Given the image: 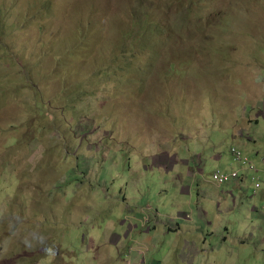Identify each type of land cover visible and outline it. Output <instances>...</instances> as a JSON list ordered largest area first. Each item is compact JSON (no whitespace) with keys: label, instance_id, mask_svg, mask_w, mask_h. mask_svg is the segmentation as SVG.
I'll return each instance as SVG.
<instances>
[{"label":"rangeland","instance_id":"rangeland-1","mask_svg":"<svg viewBox=\"0 0 264 264\" xmlns=\"http://www.w3.org/2000/svg\"><path fill=\"white\" fill-rule=\"evenodd\" d=\"M258 72L264 0H0V264H264L252 172L202 260L165 230L199 195L173 167L194 144L195 171L230 167L223 127L264 105Z\"/></svg>","mask_w":264,"mask_h":264},{"label":"crops","instance_id":"crops-1","mask_svg":"<svg viewBox=\"0 0 264 264\" xmlns=\"http://www.w3.org/2000/svg\"><path fill=\"white\" fill-rule=\"evenodd\" d=\"M263 84L264 77L262 76V72L255 73L256 88L258 86V89L262 90V92H264ZM261 102L262 101L258 100L254 103L252 112L247 113V111H245L238 114L234 113L231 116L232 118H229L230 124L223 127V133L225 135L228 134L227 138L229 142L232 143V147H234L235 143H238L239 148H243L245 154L241 150L240 151L246 156V158H249L257 166V173L249 171L246 166L235 161L232 155L229 156V158L232 160L230 167L227 168L225 166L226 168L222 170V172L229 173L232 171H238L239 176L232 179L224 186H218L213 181V179L211 180L210 178H206L203 175V169L197 168V171H195L193 165L190 164V161L187 158L193 157L198 159L200 162L199 165H201L202 162L200 159L205 156V153L203 152L202 156V151L204 149L200 144H194L193 151H190L188 155H186V158H181V162L176 163V165L173 167L175 172L172 174L173 177L170 179V182L176 188H182L181 195H185V193L192 195V193L187 192L188 189H196L199 192V195L197 196L196 200L193 196H190L192 201H188L189 203H187V200H189L190 197H185L183 203L177 204L175 206L173 209L175 213H173L172 216H164L168 221L165 225V230L186 235L187 238H189V240L186 241L188 243L184 246V248H180V245L179 248H176L179 252L182 250L181 254H187V247L189 246L190 242H196L199 239L201 240L200 245L196 246V249L193 252H189V254L195 255V257H197L193 259L194 262L202 260L201 255L204 253L213 252V250L208 251V249L205 248L208 241L207 232H209L213 227H217L218 223L220 225H224L222 222L223 218L226 219L227 217L226 221L232 219V214L235 213L236 207H239V204L242 203V198L239 197L242 196V188L245 187L244 178H247L245 174L252 172L254 176L256 175L260 178L261 186L256 187L257 183H253L255 197H257L259 194L258 189H262L264 187V155H261V152L258 150L259 147L262 146V139H264V105H262ZM244 131H251L252 133L245 136ZM213 147L216 149V155L211 156V158L207 160H213L215 162V167H221L224 165L222 164L223 155L219 154L218 152L221 150L222 144L217 143L213 145ZM179 164H186L188 166L187 168L189 172L186 176H182V173H179L180 175L178 174L177 166ZM185 183L187 184L184 185ZM262 191L264 194V190ZM260 195H262V192H260ZM214 205L216 206V209H218L217 214H212V212H215ZM252 212L256 213L259 212V210L254 207ZM155 213L156 216L154 218L157 219L159 215L158 210H156ZM229 215L231 216L228 217ZM247 215L248 217L250 216L249 213ZM260 217H262V215ZM150 221V228L154 231L155 225L153 223V218L150 217ZM161 222L166 223L164 220H161ZM251 222L254 223L253 221ZM189 233L193 234V236L189 235ZM228 239V236L223 238L222 240L224 242L222 243H225V241ZM241 243L244 244L246 242L241 241ZM174 247H176L175 242Z\"/></svg>","mask_w":264,"mask_h":264},{"label":"built area","instance_id":"built-area-1","mask_svg":"<svg viewBox=\"0 0 264 264\" xmlns=\"http://www.w3.org/2000/svg\"><path fill=\"white\" fill-rule=\"evenodd\" d=\"M231 154L233 155L235 161L246 166L249 171H252L254 173L258 172L257 166L249 158H246V156L239 149L235 147L231 148ZM263 161H264V157H263ZM238 176H239L238 171H232L231 173H226L220 170H216L212 174V179L218 186H224L227 183H229L232 179L237 178ZM253 180L255 183H257L256 187L261 186L259 177L254 176Z\"/></svg>","mask_w":264,"mask_h":264},{"label":"clouds","instance_id":"clouds-1","mask_svg":"<svg viewBox=\"0 0 264 264\" xmlns=\"http://www.w3.org/2000/svg\"><path fill=\"white\" fill-rule=\"evenodd\" d=\"M191 8V7H190ZM233 148V147H232ZM236 148V147H235Z\"/></svg>","mask_w":264,"mask_h":264},{"label":"trees","instance_id":"trees-1","mask_svg":"<svg viewBox=\"0 0 264 264\" xmlns=\"http://www.w3.org/2000/svg\"><path fill=\"white\" fill-rule=\"evenodd\" d=\"M188 10H190V8Z\"/></svg>","mask_w":264,"mask_h":264}]
</instances>
